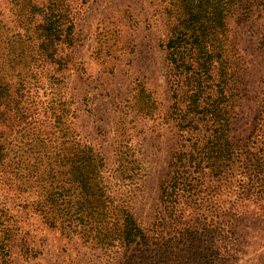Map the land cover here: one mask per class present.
<instances>
[{
  "label": "rangeland",
  "instance_id": "1",
  "mask_svg": "<svg viewBox=\"0 0 264 264\" xmlns=\"http://www.w3.org/2000/svg\"><path fill=\"white\" fill-rule=\"evenodd\" d=\"M184 11L183 0H0V144L7 152L0 232L10 237L9 264H117V253L67 237V222L51 225L52 208L38 202L70 188L62 164L79 150L88 152L111 207L130 210L146 228L165 213L160 187L181 138L170 114L176 99L165 45ZM45 18L57 33L47 44L53 58L41 49ZM219 36L237 71L235 134L243 139L262 96L264 4L234 10ZM181 211L222 222L213 241L191 223L208 240L191 264H264V225L250 210H220L219 218L211 210ZM180 247L185 256L187 245Z\"/></svg>",
  "mask_w": 264,
  "mask_h": 264
},
{
  "label": "trees",
  "instance_id": "2",
  "mask_svg": "<svg viewBox=\"0 0 264 264\" xmlns=\"http://www.w3.org/2000/svg\"><path fill=\"white\" fill-rule=\"evenodd\" d=\"M183 3L181 27L174 28L165 45L172 96L176 99L170 114L177 121L181 137L170 161L169 179L162 181L160 187L165 213L159 212L152 223L154 227L146 228L130 210L114 204L111 207L100 184V174L90 169L93 164L88 152L80 155V150L62 164V176H67L70 188L38 200L52 208L48 210L52 212L51 225L56 220L67 222V237L79 235L85 244L108 254L117 253V264H191L195 256L205 253L208 240L191 223L200 224L213 241L222 230V222L210 224L202 214L194 217L195 212L187 218L181 210H211L218 218L220 210H250L251 217L264 225V77L255 125L247 137L240 139L235 134L237 71L225 55L226 49L220 48L219 36L226 26V17L234 10L246 14L253 4L264 2ZM38 29L47 42L41 46L47 52L44 55L53 58V48H47L57 35L51 19L45 18ZM66 42H72L71 33ZM6 157L0 144V162ZM92 187H98L94 194L90 193ZM9 190L13 191L9 186L3 192ZM218 196L220 200H215ZM5 233L0 232V264H9L11 259L10 237ZM184 236L186 242H182ZM178 244L187 245L185 256L180 255L184 247L177 250Z\"/></svg>",
  "mask_w": 264,
  "mask_h": 264
}]
</instances>
